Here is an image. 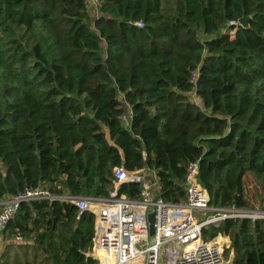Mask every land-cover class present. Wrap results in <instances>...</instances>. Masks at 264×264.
Listing matches in <instances>:
<instances>
[{
    "label": "trees",
    "instance_id": "obj_1",
    "mask_svg": "<svg viewBox=\"0 0 264 264\" xmlns=\"http://www.w3.org/2000/svg\"><path fill=\"white\" fill-rule=\"evenodd\" d=\"M96 2L92 16L86 0H0V199L38 186L105 197L121 166L155 171L180 202L199 158L211 206L252 209L249 177L264 210V0ZM4 230L28 243L0 264H36L25 246L45 264H96L93 215L63 200L22 202ZM218 233L231 264H264V219L226 218L203 238Z\"/></svg>",
    "mask_w": 264,
    "mask_h": 264
},
{
    "label": "built area",
    "instance_id": "obj_2",
    "mask_svg": "<svg viewBox=\"0 0 264 264\" xmlns=\"http://www.w3.org/2000/svg\"><path fill=\"white\" fill-rule=\"evenodd\" d=\"M134 24L143 26L141 22ZM127 118L126 114L120 116L124 125L128 124ZM148 171L144 167L133 172L114 167L112 187L105 197L58 195L45 186L25 188L0 203V230L14 217L22 202L60 199L74 205L78 215L85 212L93 215L91 246L84 254L96 264H160L162 246L165 264H231V257L226 258L224 253L230 244L229 236L218 233L206 240L203 229L226 218L264 219V210L211 206L198 180L199 158L186 164L185 198L180 202L163 200L155 171ZM128 182L139 185L135 198L119 193ZM151 213L152 235L148 220Z\"/></svg>",
    "mask_w": 264,
    "mask_h": 264
},
{
    "label": "rangeland",
    "instance_id": "obj_3",
    "mask_svg": "<svg viewBox=\"0 0 264 264\" xmlns=\"http://www.w3.org/2000/svg\"><path fill=\"white\" fill-rule=\"evenodd\" d=\"M86 3H87V6H88V9L90 11V14L92 16H94L96 14V3H97L96 0H86ZM245 190H246L247 195L249 197H251V202H252V205H253V208L249 209V210H251V211L263 210V209H260L259 204H258L259 203L258 202V197H257L258 189L255 187V185L253 184V182L251 181V179L249 177H247L246 181H245ZM207 213H210V212H207ZM8 240L9 241H7V243L9 245H11V246H14V247H16L18 244H22L21 243L22 240H16L14 238V236H12V239L8 238ZM23 241H25V240L23 239ZM229 246H230V244H229ZM25 247H27L25 249V251L28 252V253L26 252V256L28 257V259L30 261H35L36 264H45V262L41 259V256H40L39 253H36V254L33 253L32 246H25ZM228 248L225 249V252H224L225 255H226L225 257L226 258H230L231 257V259H232L233 254H232V252L227 253V249ZM16 250H19L18 252L22 256V251H20V249H18V248ZM164 251H165V248H164V246H162L161 249H160V255H161L160 264H165L166 263V257L164 256Z\"/></svg>",
    "mask_w": 264,
    "mask_h": 264
},
{
    "label": "crops",
    "instance_id": "obj_4",
    "mask_svg": "<svg viewBox=\"0 0 264 264\" xmlns=\"http://www.w3.org/2000/svg\"><path fill=\"white\" fill-rule=\"evenodd\" d=\"M7 199H8V197L0 199V203L6 201ZM12 236H14V238L16 240H22L21 241L22 244H27L28 243L27 241H23L22 237H20L19 235H9V233L7 231H5L4 228H3V229L0 230V257H1V254L3 253V251H4V247L6 245H8V243H7V241H9L8 238L12 239Z\"/></svg>",
    "mask_w": 264,
    "mask_h": 264
},
{
    "label": "water",
    "instance_id": "obj_5",
    "mask_svg": "<svg viewBox=\"0 0 264 264\" xmlns=\"http://www.w3.org/2000/svg\"><path fill=\"white\" fill-rule=\"evenodd\" d=\"M248 19H249V17L243 16L242 18H240L238 20V23L241 26H243V27H247L248 26ZM148 220H149V223H150L149 231H150V234L152 235L154 233V226H153V223H154V214L153 213L149 214Z\"/></svg>",
    "mask_w": 264,
    "mask_h": 264
}]
</instances>
